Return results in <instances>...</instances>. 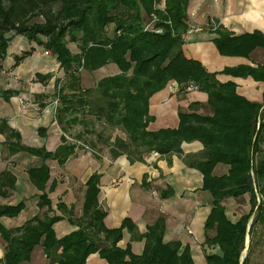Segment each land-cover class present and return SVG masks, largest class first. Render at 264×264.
I'll list each match as a JSON object with an SVG mask.
<instances>
[{"label": "trees", "instance_id": "obj_1", "mask_svg": "<svg viewBox=\"0 0 264 264\" xmlns=\"http://www.w3.org/2000/svg\"><path fill=\"white\" fill-rule=\"evenodd\" d=\"M188 1L0 0V63L11 38L20 35L52 54L64 75L54 80L50 95L56 104L53 118L61 131L54 150L23 145L20 134L0 118L7 154L22 151L41 161L27 170L29 182L38 191L40 214L16 227L0 222V238L5 243L0 264L28 262L35 246L41 247L48 264H83L95 252L106 264H195L188 245L163 241L162 216L139 235L127 218L117 228L105 227V211L97 202L98 173L84 183L78 216L63 202L52 207L48 194L56 181L50 180L45 161L54 160L61 167L77 148L91 150L98 158L101 147L113 158L125 154L129 162L148 152L164 157L167 163L171 155L181 157L183 164L200 173V189L209 195L210 209L202 226V247L211 249L204 251L205 264H249L255 236L264 234V63L208 71L199 60L187 57L183 43L189 29ZM213 22L212 42L219 54L246 57L256 47L264 49L260 32L235 36L217 20ZM68 42L77 51H71ZM30 52L14 56L13 66ZM106 64L115 65L118 72L102 76L93 86H81L80 70L92 72ZM218 74L261 82V99L252 101L238 94L235 82H221ZM51 78L50 73L34 75V81L41 84ZM174 83L178 91L187 92L191 86L205 93L209 113L197 112L199 103L191 102L187 111L177 113L175 126L149 128L150 97ZM14 94L3 91L2 97L8 100ZM42 96L46 95H34ZM77 124L89 126L93 135L87 137L81 130L69 134ZM45 130L38 128L39 135ZM117 130L123 138L114 134ZM192 141L201 144V151L183 154L181 144ZM217 164L225 165L226 172L215 174ZM14 182L9 170L1 171L0 196L6 197ZM171 194L172 189L160 193L161 197ZM237 199L246 200L244 212L227 208V200ZM23 207L22 201L2 204L0 217H14ZM63 218L76 229L57 238L53 224ZM123 228L133 240L144 238L140 254H134L129 244L117 245Z\"/></svg>", "mask_w": 264, "mask_h": 264}, {"label": "crops", "instance_id": "obj_2", "mask_svg": "<svg viewBox=\"0 0 264 264\" xmlns=\"http://www.w3.org/2000/svg\"><path fill=\"white\" fill-rule=\"evenodd\" d=\"M187 16L189 29L184 35L183 52L187 57L199 60L208 71L264 63L263 48H254L246 57L227 56L219 54L212 42L215 37L213 20H217L219 25L235 36L253 31L264 36V0H189ZM30 49L31 52L13 66V57ZM44 51L46 50L20 35L13 36L9 41L5 59L0 63V118L6 119L7 124L20 134L23 145H43L52 151L60 143L61 131L53 118L56 104L52 102L50 95L54 92V80L62 79L63 73L55 57L49 52L44 54ZM29 58H34L36 63H29ZM38 58L51 61L49 64H37ZM117 72L113 64H106L92 72L82 71L80 84L83 87L93 86L102 76ZM35 73H50L52 78L41 84L34 81ZM217 79L221 82H235L237 93L249 100L261 99L263 86L259 81L250 77L224 74H218ZM8 90L15 91L16 94L4 100L2 92ZM34 95L48 97L37 99ZM29 96H33L36 101H30L29 104ZM21 98H25L26 102H20ZM39 102L44 105L40 106ZM191 102L199 103L197 112L209 113L205 93L195 89L183 93L177 90L176 85H167L149 99L151 120L148 127L155 129L175 126L177 113L187 111ZM40 127L46 129L43 136L38 133ZM116 132L114 134L124 137ZM3 141L4 136L0 134V172L9 170L15 177V182L14 188L8 190L6 197L0 196V205H14L22 201L24 207L14 217H0V222L6 227H16L33 215L40 214L36 205L38 191L29 182L27 175V170L38 166L40 162L33 165L35 156L22 151L8 155ZM181 149L183 154L199 153L202 146L199 142L192 141L182 143ZM96 154L98 158L93 156L91 150L77 148L61 167L54 160L45 161L50 169V180L56 181L53 191L48 194L52 207L55 208L58 201L63 202L67 207L71 206L75 216H78L83 201L84 183L92 173H98L97 202L105 211V227L117 228L127 218L139 235L157 217L162 216L165 220L163 241L178 240L182 245H188L194 263L205 264L204 249L200 244L203 242V221L210 204L209 195L200 189V173L187 167L181 157L176 155H171L167 163L164 157H159L155 152L143 153L139 160L133 162H129L125 154L114 158L107 151ZM226 169L225 165L217 164L214 173L222 174ZM170 189L171 195L161 197L160 193H167ZM56 213L59 214L58 211ZM75 229L76 226L71 225L65 218L53 224L57 238ZM127 244L134 254H140L144 238L133 240L131 233L123 228L117 245L124 248ZM4 245L0 238V257L3 255ZM22 264H48V260L41 247L35 246L29 261ZM83 264H106V261L95 252L89 254Z\"/></svg>", "mask_w": 264, "mask_h": 264}, {"label": "rangeland", "instance_id": "obj_3", "mask_svg": "<svg viewBox=\"0 0 264 264\" xmlns=\"http://www.w3.org/2000/svg\"><path fill=\"white\" fill-rule=\"evenodd\" d=\"M199 26H202V25H199ZM203 27V26H202ZM204 27H206V26H204ZM14 42V41H13ZM13 42H12V44H13ZM68 47L71 49V50H77L76 49V46L74 45V44H71V43H69L68 42ZM50 59H42V58H38V62H37V64H43V63H50ZM4 62H6V61H4ZM29 63L30 62H33V63H36V60L34 59V58H29V61H28ZM82 71L83 70H80L79 71V74L80 73H82ZM62 73H63V70H62ZM61 73V74H62ZM63 74L61 75V77L63 78ZM86 86H88V85H86ZM183 93H186V92H183ZM35 98L33 97V96H29V104H30V101H36V99L34 100ZM50 99H51V97H50ZM20 100V99H19ZM21 100H22V102L24 103V101H25V98H21ZM41 100V99H40ZM26 102V101H25ZM32 103V102H31ZM55 104V103H54ZM94 126H92L91 127V129L93 128ZM99 128V126H96V129H98ZM79 130H81V131H84L83 133L84 134H86V136L87 137H90V136H92L93 135V132L89 129V126H87V125H79V124H77V125H75L74 126V130H70L68 133L69 134H74V133H76V131H79ZM118 131V130H117ZM116 132V131H115ZM119 133H121L120 131H118ZM67 133V134H68ZM117 133V132H116ZM92 134V135H91ZM70 141H72L71 139H70ZM99 150L100 151H98V153H101V152H104V151H107L106 150V148L105 147H101V148H99ZM39 162H41L40 161V159L38 158V157H35V161H34V163H33V165L34 164H38ZM52 171L54 172V167H52ZM52 172V173H53ZM228 202H226V206H227V208L229 209V211H231V210H235V212L236 213H240V212H244L246 209H247V203H246V200L245 199H237V200H227ZM235 213V214H236ZM258 234H260V235H258ZM258 234H256V236H255V240L257 239V242H256V245L254 246V248H253V252H252V254L250 255V260H249V264H264V234H261V233H258ZM201 246L203 245L202 244V242H201V244H200ZM206 251H209V250H211L210 248H207V249H205ZM204 250V251H205ZM210 252V251H209Z\"/></svg>", "mask_w": 264, "mask_h": 264}, {"label": "built area", "instance_id": "obj_4", "mask_svg": "<svg viewBox=\"0 0 264 264\" xmlns=\"http://www.w3.org/2000/svg\"><path fill=\"white\" fill-rule=\"evenodd\" d=\"M48 53V51H44V54H47ZM194 88L193 87H191V86H189V87H187V90H193ZM20 102H22L21 100H20ZM55 103V102H54ZM188 232H190V231H188Z\"/></svg>", "mask_w": 264, "mask_h": 264}, {"label": "water", "instance_id": "obj_5", "mask_svg": "<svg viewBox=\"0 0 264 264\" xmlns=\"http://www.w3.org/2000/svg\"><path fill=\"white\" fill-rule=\"evenodd\" d=\"M174 85H176V84L174 83ZM247 242H248V237L246 236L245 243L247 244Z\"/></svg>", "mask_w": 264, "mask_h": 264}]
</instances>
